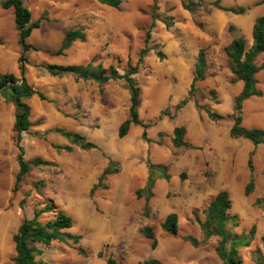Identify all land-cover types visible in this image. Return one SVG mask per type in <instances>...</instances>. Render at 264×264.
I'll return each mask as SVG.
<instances>
[{"label":"rangeland","instance_id":"obj_1","mask_svg":"<svg viewBox=\"0 0 264 264\" xmlns=\"http://www.w3.org/2000/svg\"><path fill=\"white\" fill-rule=\"evenodd\" d=\"M121 1L117 10L96 0H23L32 22L43 18L28 39L39 51L26 53L25 78L46 100L34 95L26 101L32 126L22 135L21 145L26 160L40 158L50 165L32 167L19 190L12 193L18 171L13 108L0 97V264H13L12 237L19 224L46 204L54 210L39 216L42 223L62 212L72 219L68 232L81 238L77 244H38L42 254L36 260L44 264H105L109 256L120 264L148 259L161 264H222L215 254L214 237L199 247L184 240L188 235L201 239L196 217L205 219L210 201L221 190L228 192L231 201L228 216H236L226 226L230 238L255 227L250 245L239 250L242 264H263L264 146L254 149L249 141L229 136L233 99L242 83L233 81L225 49L235 38H242L246 49L251 46V29L257 17H264V0L220 1L226 8L246 7L240 15L211 6L215 0H201L203 6L193 13L182 8L186 0H157L155 10L151 0ZM74 29L84 33V41H74L60 56L44 52L56 50L66 31ZM145 46L151 50L134 77L141 90L139 120L148 125L149 142L142 139L140 126H131L124 138L117 136L127 117L129 94L124 81L99 84L72 74L54 77L44 68L90 62L103 68L111 65L122 74L128 65H136ZM200 49L205 51L206 69L193 97L188 91ZM19 53L12 9L0 7V74L20 77ZM256 63L262 65L257 74L262 95L243 103L242 125L264 129V53ZM195 98L223 119L209 120L195 107ZM184 99L187 104L176 111L174 106ZM175 126L184 127L185 140L199 149L173 147ZM58 128L80 134L97 148L84 151L73 146L71 152L54 148L68 143L55 132ZM252 150L254 188L245 196L247 158ZM147 160L165 165L171 176L169 181H156L149 200L145 194L136 196L146 183ZM109 161L114 162L111 167L116 172L103 180L106 189L98 188L90 196ZM170 213L178 217L176 236L161 229ZM143 227L154 232V250L140 234Z\"/></svg>","mask_w":264,"mask_h":264},{"label":"trees","instance_id":"obj_2","mask_svg":"<svg viewBox=\"0 0 264 264\" xmlns=\"http://www.w3.org/2000/svg\"><path fill=\"white\" fill-rule=\"evenodd\" d=\"M99 4L105 5L119 10L122 3L121 0H96ZM152 7L155 10L157 0H151ZM221 0H215L210 3L217 9L228 11L236 15L243 14L246 11V7H222L220 6ZM203 6L201 0H186L182 2V8L190 13H193L197 9ZM0 7L2 9H12L13 20L15 29L17 31V44L20 48L19 57L17 59L18 70L20 77L17 78L12 73L0 74V97L6 102L11 103L14 107V120L12 125L13 142L17 150L16 162L18 165V171L15 175V180L12 188V193H16L25 177L28 175L32 167L39 165H50L49 162L43 161L40 158H34L30 160L25 159V151L21 145L22 135L28 133L32 123L29 120L30 107L26 100L36 95L41 100H46L45 96L36 91L31 85L28 84L25 78V70L27 64L26 53L30 50L39 51L35 46H32L27 42L34 29L40 27V18L34 22L31 21V12L24 5L23 0H0ZM162 23L166 27H170L171 24L167 20H162ZM154 26V21L151 22L147 28L144 36V43L147 44L150 38V30ZM85 35L79 29L66 31L60 47L56 51H44L53 56L63 55L71 43L76 40L84 41ZM251 46L246 49V42L242 38L233 39L225 49V53L229 60V69L234 76L235 82H241L242 87L239 93L233 99L232 106V125L229 129V136L231 138H243L249 141L254 149L259 146H264V129L261 128H247L242 125V105L243 103L252 98L260 97L262 95L261 90L257 87L258 80L257 74L262 70V65H257V57L264 53V17L259 16L254 20L251 29ZM151 49L144 47L138 54L137 63L135 66L128 65L127 69L122 74L118 73L113 66L103 68L101 65H93L92 63L79 64V65H56L48 64L44 68L54 77H61L65 74H72L76 79L93 80L99 84H105L109 81L122 80L124 81L128 90V109L126 119L119 125L117 129V136L121 139L124 138L131 126H140L142 128L141 137L144 141L149 142L147 138L146 129L147 124L139 120L138 107L140 104V87L135 79L139 65L143 61L144 57L149 53ZM159 58H163V54L156 52ZM206 69V56L205 51L200 49L195 62L194 76L191 80L188 93L194 97V93L198 92L196 84L204 79V73ZM212 93H214L212 91ZM188 100L184 99L174 106L177 111L183 108L187 104ZM195 107L202 109L207 118L213 122H217L223 119V116L217 112L211 111L207 106H201L197 99H194ZM167 110H164V114H167ZM55 132L68 141L65 146H54L58 150H64L71 152L73 146L79 147L81 150L95 149L97 146L87 141L80 134L72 131H66L62 129H56ZM186 130L182 126H175L172 130V145L178 149H199V147L191 145L185 140ZM162 136V134H160ZM252 150L247 158V168L249 170V180L244 188V195L248 196L254 188L253 177V160L254 154ZM114 162L109 161L105 169L100 174L98 181L93 185L89 191L90 196L94 194L96 189H106L107 187L102 184L107 175L115 173V169L111 166ZM148 175L144 187L136 191V196L145 194L146 200L152 197V189L157 180L162 179L169 181L170 175L167 172V167L162 164H154L150 160L146 162ZM38 186L37 183L34 184ZM231 201L229 194L225 190L219 191L214 198L210 201L207 211L205 213V219L203 221L196 220L199 224L201 231V239L188 235L184 238L192 247H199L205 245L209 239L215 238V254L222 261V264H242L239 258V250L246 248L250 245L253 236L255 234V227L252 226L248 233L241 234L239 237L230 238L229 231L226 226L230 220L236 219V216L229 217L228 211L230 209ZM54 207L51 204H46L43 208L35 210L31 218H24L19 224L15 234L12 237L14 243L15 256L13 258V264H44L42 261L36 260L37 256L42 254V251L37 247L38 244L49 247L54 241L67 242L72 241L77 244L80 240L79 235L71 234L68 230L72 227V219L68 215L58 212L54 218L42 223L39 220V216L42 213L52 212ZM178 217L174 213L168 214L163 223L161 229L171 236H176L178 231ZM146 239L150 240V248L154 250L157 246V241L153 230L150 227H143L140 230ZM81 251V250H79ZM82 252V251H81ZM83 264V263H76ZM105 264H120L113 257L109 256L105 260ZM139 264H161L157 259H148ZM261 264V263H258ZM264 264V263H263Z\"/></svg>","mask_w":264,"mask_h":264},{"label":"crops","instance_id":"obj_3","mask_svg":"<svg viewBox=\"0 0 264 264\" xmlns=\"http://www.w3.org/2000/svg\"><path fill=\"white\" fill-rule=\"evenodd\" d=\"M35 30V29H34ZM32 33H33V31H32ZM31 33V34H32ZM31 36V35H30ZM63 38H64V36H63ZM63 38L61 39V41L59 42V46L58 47H55V49L57 50L59 47H60V45H61V42H62V40H63ZM29 39V38H28ZM28 39H27V42L29 43V44H31L29 41H28ZM31 45H33V44H31ZM56 50H54V51H56ZM28 100V99H27ZM26 100V101H27ZM9 104H11V103H9ZM12 105V104H11ZM30 107V106H29ZM12 108H13V120H14V107H13V105H12ZM29 120H30V116H29ZM31 122V121H30ZM12 125H13V122H12ZM68 144V143H67ZM66 144V145H67Z\"/></svg>","mask_w":264,"mask_h":264}]
</instances>
